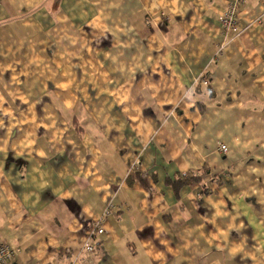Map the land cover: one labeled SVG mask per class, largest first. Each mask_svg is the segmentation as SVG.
Instances as JSON below:
<instances>
[{"label":"crops","instance_id":"1","mask_svg":"<svg viewBox=\"0 0 264 264\" xmlns=\"http://www.w3.org/2000/svg\"><path fill=\"white\" fill-rule=\"evenodd\" d=\"M232 1L2 0L16 263L264 264V4L239 7L233 36Z\"/></svg>","mask_w":264,"mask_h":264},{"label":"built area","instance_id":"2","mask_svg":"<svg viewBox=\"0 0 264 264\" xmlns=\"http://www.w3.org/2000/svg\"><path fill=\"white\" fill-rule=\"evenodd\" d=\"M264 3V0H262ZM2 0H0L1 4ZM246 2V0H235L233 3H231L227 9L220 15V22L222 24L223 31L226 35H233L236 36L239 33V27H238V15H237V8L239 5H243ZM222 48H224L222 46ZM200 82L201 84L205 86H210L211 81L207 75H202L200 78L196 81ZM219 149L223 152L227 151V146L225 144H221ZM112 212V205H110L107 210L105 211L106 215L111 214ZM98 233H102L103 229L99 228ZM88 251H93L94 247L90 242H87L84 247ZM15 251L11 248L10 245L7 243H1L0 244V264H18L13 260Z\"/></svg>","mask_w":264,"mask_h":264},{"label":"trees","instance_id":"3","mask_svg":"<svg viewBox=\"0 0 264 264\" xmlns=\"http://www.w3.org/2000/svg\"><path fill=\"white\" fill-rule=\"evenodd\" d=\"M198 85H200L201 83L200 82H197ZM208 174L207 171H204L203 173H201L199 176H192V177H187V175H183V177L180 179V181H178L177 183H175L177 186L181 185L183 182L184 183H190V181H193V182H198L200 181L202 178H204L206 175ZM185 177V178H184ZM177 188V187H176ZM207 190V189H206ZM208 192V190L206 191Z\"/></svg>","mask_w":264,"mask_h":264},{"label":"bare ground","instance_id":"4","mask_svg":"<svg viewBox=\"0 0 264 264\" xmlns=\"http://www.w3.org/2000/svg\"><path fill=\"white\" fill-rule=\"evenodd\" d=\"M234 1H235V0H234ZM234 1H232L231 3H233ZM247 1H248V0H246V2H247ZM261 1H262V0H261ZM246 2H245L243 5H245ZM231 3H229L228 6H229ZM262 3H263V1H262ZM263 4H264V3H263ZM228 6H227V7H228ZM240 6H242V5H239L238 8H237V15H238V18H239V10H240L239 7H240ZM226 9H227V8H226ZM226 9H225V10H226ZM225 10H224V11H225ZM224 11H223V12H224ZM223 12H222V13H223ZM222 13H221V14H222ZM219 18H220V17H219ZM238 20H239V19H238ZM219 147H220V146H219ZM219 150H220V149H219ZM220 151H221V150H220ZM227 151H228V148H227ZM227 151H226V152H227ZM222 152H223V151H222ZM224 153H225V152H224ZM99 228H102L100 223H99V225H98V227H97V230H98ZM102 229H103V228H102ZM97 230H96V232L98 233ZM103 232H104V230H103ZM103 232H102V233H103ZM99 234H101V233H99ZM4 243H6V242H4ZM7 244H8V243H7ZM91 244H92V243H91ZM8 245H9V244H8ZM11 248H12V247H11ZM12 249H13V248H12ZM13 250H14V249H13ZM13 260H14V257H13Z\"/></svg>","mask_w":264,"mask_h":264}]
</instances>
